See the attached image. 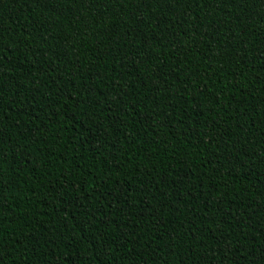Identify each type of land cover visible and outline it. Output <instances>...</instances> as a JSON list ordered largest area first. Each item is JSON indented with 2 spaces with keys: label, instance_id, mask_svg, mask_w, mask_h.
Instances as JSON below:
<instances>
[{
  "label": "trees",
  "instance_id": "1",
  "mask_svg": "<svg viewBox=\"0 0 264 264\" xmlns=\"http://www.w3.org/2000/svg\"><path fill=\"white\" fill-rule=\"evenodd\" d=\"M0 264H264V0H0Z\"/></svg>",
  "mask_w": 264,
  "mask_h": 264
}]
</instances>
